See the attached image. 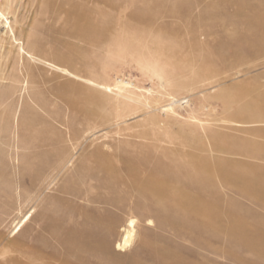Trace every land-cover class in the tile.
Returning a JSON list of instances; mask_svg holds the SVG:
<instances>
[{"label": "rangeland", "instance_id": "1", "mask_svg": "<svg viewBox=\"0 0 264 264\" xmlns=\"http://www.w3.org/2000/svg\"><path fill=\"white\" fill-rule=\"evenodd\" d=\"M0 3V264H264V0Z\"/></svg>", "mask_w": 264, "mask_h": 264}, {"label": "bare ground", "instance_id": "2", "mask_svg": "<svg viewBox=\"0 0 264 264\" xmlns=\"http://www.w3.org/2000/svg\"><path fill=\"white\" fill-rule=\"evenodd\" d=\"M6 6V5H5ZM2 19H6L7 20V17H6V15H5V12H4V10L2 9V4L0 3V23H2ZM7 23H8V21H7ZM3 25V24H2ZM10 27V26H9ZM19 42V41H18ZM22 51H24V49L21 47L20 48ZM125 85H123V86H127L126 84H128V83H124ZM123 90V89H122ZM133 223H134V220H131L130 221V223H129V227H128V229H126V233H125V235L123 236V238H122V240H121V242L120 243H118V249L119 250H122V249H120V248H125V247H128L129 245H130V241H131V236H132V229L130 228V226H133ZM21 226H22V224H20L19 226H18V230L21 228Z\"/></svg>", "mask_w": 264, "mask_h": 264}]
</instances>
